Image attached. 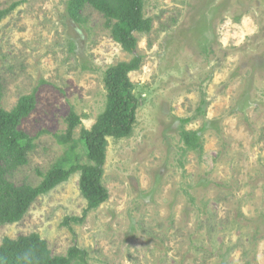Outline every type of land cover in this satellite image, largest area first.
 Returning a JSON list of instances; mask_svg holds the SVG:
<instances>
[{
	"label": "rangeland",
	"instance_id": "obj_1",
	"mask_svg": "<svg viewBox=\"0 0 264 264\" xmlns=\"http://www.w3.org/2000/svg\"><path fill=\"white\" fill-rule=\"evenodd\" d=\"M66 1L29 0L0 22V106L36 90L19 126L34 149L8 181L36 186L67 150L54 135L70 112L78 143L105 108V71L138 55L136 124L108 139L105 203L63 225L86 208L74 174L0 225V243L37 234L52 256L76 246L89 264H264V0H144L152 28L132 54L89 7L73 25ZM181 128L200 152L182 153Z\"/></svg>",
	"mask_w": 264,
	"mask_h": 264
},
{
	"label": "trees",
	"instance_id": "obj_2",
	"mask_svg": "<svg viewBox=\"0 0 264 264\" xmlns=\"http://www.w3.org/2000/svg\"><path fill=\"white\" fill-rule=\"evenodd\" d=\"M29 0L12 2L0 10V22L16 8ZM86 7L101 14L109 29L112 40L129 54L137 48L136 34L151 31L152 21L144 16V0H67L65 11L68 20L82 27V12ZM141 57L135 55L129 62H120L108 68L103 75L106 92L105 108L94 124L82 128L78 143L71 139L79 118L73 113L67 117V129L55 134L59 146L66 147L64 156L41 175L36 186H14L8 177L12 172L27 164V156L34 149V137L19 129L20 123L35 108L34 90L18 99L15 106L6 111L0 106V225H10L20 221L35 200L67 181L74 174L79 175L78 189L86 202L80 217L64 218L62 224H81L87 214L97 209L108 199V191L102 185L103 167L106 159L108 139H125L131 136L139 107L135 87L129 74L139 69ZM190 119H182L187 124ZM196 131L181 128L182 153L202 150ZM80 145V147H78ZM0 264H89L85 250L72 246L65 256H52L45 240L37 234L16 239L3 238L0 243Z\"/></svg>",
	"mask_w": 264,
	"mask_h": 264
}]
</instances>
